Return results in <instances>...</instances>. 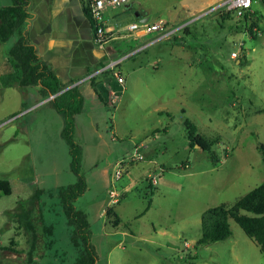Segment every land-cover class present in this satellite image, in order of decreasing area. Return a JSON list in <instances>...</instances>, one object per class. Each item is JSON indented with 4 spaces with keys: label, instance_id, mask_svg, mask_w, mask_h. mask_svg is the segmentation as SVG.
<instances>
[{
    "label": "rangeland",
    "instance_id": "1",
    "mask_svg": "<svg viewBox=\"0 0 264 264\" xmlns=\"http://www.w3.org/2000/svg\"><path fill=\"white\" fill-rule=\"evenodd\" d=\"M205 1L128 0L175 28L186 20L188 33L138 40L140 49L114 68L124 76L121 88L111 72L94 80L96 90L86 76L70 86L83 94L72 135L87 185L73 203L89 222L95 264H264L257 244L231 218L229 237L198 242L204 210L231 204L264 181V0L252 3L262 16L256 37L235 12L223 16L222 8L215 9L220 0ZM129 17L123 15L122 23ZM11 46L12 39L0 42V55ZM0 75L7 81L5 72ZM111 83L115 98L107 97ZM25 100L19 89L0 87V180L11 188L9 194L0 191V264H74L79 250L58 189L77 176L65 138L51 139L64 122L60 127L50 103L44 115H27ZM38 122L51 139L44 152L33 151L26 133L16 129ZM189 131L210 149L190 145ZM136 147L142 159L132 162ZM118 163L122 175L114 181ZM148 173L156 175L155 184ZM111 188L119 191L116 201L108 196ZM40 189L51 194L42 195L34 210L40 242L33 249L10 211ZM41 223L52 226L51 234ZM12 238L20 253L5 250Z\"/></svg>",
    "mask_w": 264,
    "mask_h": 264
},
{
    "label": "crops",
    "instance_id": "2",
    "mask_svg": "<svg viewBox=\"0 0 264 264\" xmlns=\"http://www.w3.org/2000/svg\"><path fill=\"white\" fill-rule=\"evenodd\" d=\"M213 1L214 0H206L203 3L208 5ZM11 4L12 0H0V7L9 6ZM86 4L87 0H26L24 6L26 18L22 29L20 33L16 32L9 38L12 39L13 46L20 36H24L25 44L31 46L34 50L37 63L45 65L54 74L58 86L62 88L58 93L52 94L47 86L43 85L40 79L33 84H24L22 82V71L17 64V60L9 53L12 46L8 49L7 53H4L6 55L3 54V57L0 55V72H5L7 74V81L0 75V87L8 85L19 89V91L26 96L23 107L29 111L27 115H31L32 113L34 118L44 115V109L46 105L50 103L60 117V127L61 125L63 127L64 120L53 105V97L69 88L80 78L84 76L88 77L94 72L96 73L110 61L120 62L123 57L132 56L134 52L140 49L135 47L138 40L151 33H144L141 30L131 31L128 29L129 24L138 23L141 19L145 18H148V21H154L160 18L155 17L151 19L149 16L150 8H147L143 4L132 7V4L127 2L122 5L123 8L122 6L106 8L104 11L105 29L109 37L106 42L99 45L94 41L91 21L83 10V5ZM252 10L257 12L256 9ZM126 11L131 14L130 17V14H127ZM136 13L138 16L135 15ZM259 14L261 15V13ZM123 15L130 18L129 23H122ZM182 24L186 23L183 22L180 25ZM152 33H159L156 35L159 39H161L163 35L162 32ZM177 38H181V36H177ZM0 42L2 43V41ZM133 46L135 48H133ZM141 48H143V46ZM2 66L7 67V69L4 70ZM110 72L112 76H114L111 70L97 72L88 80L91 86L89 88L93 89L95 87V79L98 77L105 79L106 76L104 75ZM115 72L124 78L122 71L118 70ZM11 73L13 74L12 77L10 76ZM123 83H119L116 79L115 85L117 88H121ZM113 85L112 83L109 85L110 89L107 91V97L113 95V98H115L116 94L111 90ZM77 89L79 91V88ZM94 89L96 90V88ZM120 91H122V89ZM79 96L82 104L83 94H79ZM98 96L101 98L100 95ZM81 116V110L73 115L74 129L76 130L77 121H81L79 119ZM28 121H30V119ZM16 129L18 131L20 130L22 133H26L27 141L31 149L35 152H44L46 145L47 147L49 146L51 139L55 138L56 140L54 139V141L57 142V135L61 137V132L57 133V130H59L58 128L55 130V134L52 135V138L48 140V136L44 129L41 128L39 122L34 125L33 128L28 124L23 129H21L20 126ZM52 168L56 173L55 164L52 165Z\"/></svg>",
    "mask_w": 264,
    "mask_h": 264
},
{
    "label": "trees",
    "instance_id": "3",
    "mask_svg": "<svg viewBox=\"0 0 264 264\" xmlns=\"http://www.w3.org/2000/svg\"><path fill=\"white\" fill-rule=\"evenodd\" d=\"M25 4L26 0H12L11 5L0 7V41L4 42L8 40L16 32L20 33L26 18ZM83 10L91 21L95 36L96 30L94 22L90 17L88 4L83 5ZM225 15H230V13H224L223 16ZM261 17L258 12L254 11L241 17L244 19L245 26L252 33L253 37H256V34L253 32L252 27L259 28L258 22ZM185 21H181L179 25ZM166 23L170 26L167 21ZM171 27L175 26L171 25ZM178 31L188 33V24H185ZM9 53L17 60V64L22 71L21 79L24 84H33L40 79L52 94L61 91L62 88L58 86L54 74L45 65L37 63L34 50L31 46L25 44L24 36H20L17 39L15 44L10 48ZM53 105L63 117L64 127L61 131V137L65 138L70 147V169L77 176L75 183L59 187L58 189L62 211L67 219V223L72 227L70 236L72 245L79 250L74 264H95L96 255L90 243L89 222L86 214L82 210L76 209L73 203L87 187L85 178L80 173L81 156L76 152V143L72 135L74 128L73 115L80 111L81 107V98L78 94L77 86L74 85L53 97ZM187 138L190 145L198 144L202 149H210V145L205 142L204 138L195 135L192 131H189ZM0 191L4 194L11 192L8 181L0 180ZM48 194H51V190H36L29 200H19L14 211H10L12 217L14 216L17 219V228L24 229V231L30 234L33 249L37 242H40V234L37 230V223L39 221L33 215L34 210L39 206L40 197ZM111 213L112 210L110 208L106 210L107 216L111 215ZM229 218L240 225L244 233L257 244L264 256V181L231 204H220L204 210L201 214L202 234L198 242L208 244L222 241L229 237L231 234L228 223ZM40 226H42L43 232L51 234L52 226L44 225L43 223ZM15 244V239L12 238L9 247L5 248V250L20 253L12 249ZM38 253L39 255H43V250L40 248ZM28 257V260H31L30 253H28Z\"/></svg>",
    "mask_w": 264,
    "mask_h": 264
},
{
    "label": "built area",
    "instance_id": "4",
    "mask_svg": "<svg viewBox=\"0 0 264 264\" xmlns=\"http://www.w3.org/2000/svg\"><path fill=\"white\" fill-rule=\"evenodd\" d=\"M87 4L89 7V13L92 21L94 22L95 27V36L94 41L96 44H103L106 42L107 38L109 37L107 34V31L105 29V18H104V11L106 8H116L119 6H122L128 2V0H87ZM219 4L215 7V9L218 10V8H222L221 14L224 13H230L235 12L238 17H242L244 14H250L253 12L252 10V3L253 0H220L218 2ZM185 24L179 25L176 28L168 26L166 23V20L158 18L154 21H145V22H138V23H131L128 26V29L133 30H141L144 33H152V32H162L163 35L161 38L167 37L169 34L175 32L176 30H179L181 27H183ZM253 32L256 34L258 33L257 27L252 28ZM258 30V31H257ZM240 52H237L239 54ZM235 52H233V56L237 55ZM119 63V61H110L105 67H102L97 72L111 70L113 71V75L116 77L117 81L119 83L124 82V78L114 71V68L116 67V64ZM96 72V73H97ZM95 72L89 75L87 78L90 79L93 77ZM131 161L134 162L136 160H141L142 156L138 153V147L135 148L134 153L131 156ZM122 175V167L121 163H118L117 167L114 170V181H117L120 179ZM148 178L150 179V182L155 184L156 183V175L152 174L150 175L148 173ZM119 195V191H117L115 188H111L108 191V196L110 198V201H116L117 197Z\"/></svg>",
    "mask_w": 264,
    "mask_h": 264
},
{
    "label": "water",
    "instance_id": "5",
    "mask_svg": "<svg viewBox=\"0 0 264 264\" xmlns=\"http://www.w3.org/2000/svg\"><path fill=\"white\" fill-rule=\"evenodd\" d=\"M135 15L138 16L137 13H136ZM147 20H148V18L141 19L140 22H145V21H147Z\"/></svg>",
    "mask_w": 264,
    "mask_h": 264
}]
</instances>
